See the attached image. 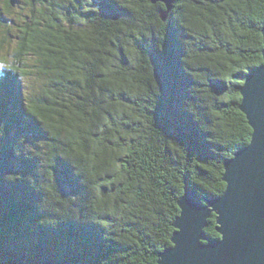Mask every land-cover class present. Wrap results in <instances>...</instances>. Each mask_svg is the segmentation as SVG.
<instances>
[{"label": "trees", "instance_id": "obj_1", "mask_svg": "<svg viewBox=\"0 0 264 264\" xmlns=\"http://www.w3.org/2000/svg\"><path fill=\"white\" fill-rule=\"evenodd\" d=\"M15 1L0 0V264H157L185 182L219 198L249 145L264 0H174L166 23L150 0Z\"/></svg>", "mask_w": 264, "mask_h": 264}, {"label": "water", "instance_id": "obj_2", "mask_svg": "<svg viewBox=\"0 0 264 264\" xmlns=\"http://www.w3.org/2000/svg\"><path fill=\"white\" fill-rule=\"evenodd\" d=\"M150 2L164 5L159 17L166 23L174 0ZM262 38L264 62V29ZM240 94L239 110L252 129V142L225 163L226 190L219 198L203 205L185 182L172 247L158 255L157 264H264V63L246 76ZM213 214L220 235L216 241L205 234Z\"/></svg>", "mask_w": 264, "mask_h": 264}, {"label": "snow or ice", "instance_id": "obj_3", "mask_svg": "<svg viewBox=\"0 0 264 264\" xmlns=\"http://www.w3.org/2000/svg\"><path fill=\"white\" fill-rule=\"evenodd\" d=\"M108 2V0H104V3L106 4ZM102 6H104L103 4H102ZM253 127V126H252ZM253 130H254V127H253ZM253 139V138H252ZM252 142V140H250L249 141V143H251Z\"/></svg>", "mask_w": 264, "mask_h": 264}]
</instances>
